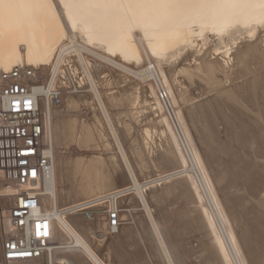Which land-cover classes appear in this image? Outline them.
I'll return each instance as SVG.
<instances>
[{
    "label": "bare ground",
    "instance_id": "bare-ground-1",
    "mask_svg": "<svg viewBox=\"0 0 264 264\" xmlns=\"http://www.w3.org/2000/svg\"><path fill=\"white\" fill-rule=\"evenodd\" d=\"M261 30L264 32V0H0V71H9L14 66L30 67L37 69L40 79L45 80L53 69L72 61L85 77L84 93L92 97L89 104L94 110L97 125L91 126L84 120L71 117L79 108L75 96L83 95L81 93L65 92L62 103L66 110H59L61 103L47 116L55 163L51 197L43 200V206L54 205L58 208L77 201L63 203V197L70 199L73 189L75 198L79 200L118 189L111 187L110 174L106 171L109 165L122 166L128 180L122 188L138 201V206L129 209V222L134 224L131 212L140 211L146 221V231L163 264H177L174 251L167 243L163 228L155 219L145 195L156 184L185 176L194 186L200 211L224 262L250 264L233 219L222 204L194 142L183 109L188 110L193 122L194 108L201 105L205 92H214L212 88L221 86L222 81L217 73L223 74L224 78L227 76V80L230 77L227 72L238 64L248 70L249 57L257 51L256 44L259 42L255 41ZM261 41L264 45V38ZM241 43H245V48L237 52ZM179 60L185 63L179 68L174 67L168 75L163 66H174ZM99 67H107L122 76L131 77L137 82L135 91L126 94L125 90H111L112 81L106 74L102 75L103 80L97 78L95 70ZM196 79L206 82L207 87L209 83L215 86L210 85L205 95L203 92L191 95L182 80L192 85ZM141 88L147 90L148 97L141 99ZM159 90L165 92L164 101L159 98ZM228 91L230 94L232 90ZM229 94L227 97L233 92ZM125 102L136 114L142 113L139 109L144 105L154 111L156 123L161 128L159 135L167 145L164 152L174 156L167 157L171 160L174 158L178 168L156 173L157 177L144 182L139 180L121 139L119 123L114 120L115 115L125 114L118 111ZM112 108L118 112L113 114ZM122 128L129 134L133 127L124 121ZM152 131L145 125L140 129L142 146L138 145L132 151L138 157H141L142 147L153 154ZM131 143L138 144L136 138H132ZM99 147H103L102 151H110L107 159L99 152ZM88 150H97L98 153L83 156L82 152ZM72 152H80L81 155L69 158ZM71 176L76 179L73 183ZM13 194L14 189L10 184L0 183V207L3 212L10 207ZM79 216L56 217L50 221L51 240L69 247L54 251L52 263L75 264L67 256L74 254L84 257L85 264H107L90 240L92 238L100 243L104 239H96L90 225H79L75 220ZM102 219L105 230L106 220ZM99 224L96 225L99 227ZM137 234L150 259L138 230Z\"/></svg>",
    "mask_w": 264,
    "mask_h": 264
},
{
    "label": "rangeland",
    "instance_id": "rangeland-1",
    "mask_svg": "<svg viewBox=\"0 0 264 264\" xmlns=\"http://www.w3.org/2000/svg\"><path fill=\"white\" fill-rule=\"evenodd\" d=\"M261 32H259L260 34H258L255 41L256 43L259 42L256 44L257 51L254 52L255 54L252 52L251 57H249L248 70L241 67V65L238 66L239 64H235L236 66L234 65L235 67L232 68L234 71L231 69L227 72V75L229 73L231 77L227 78L228 81L225 79L227 76L224 78L223 74H216L218 79L220 78L222 81L220 84L223 88L220 85L215 86L210 83L207 87L206 82H201L197 79L192 85L187 80H182L185 86L188 87L189 94L196 95V92H203V95L206 94L201 101V105L194 108L198 116L193 113V122H191L192 119L187 109H183V114L188 122L194 142L207 165L221 202L229 216H231V220L233 219L232 222L236 233L250 264H264V192H262L264 191V53H261L264 50V45L261 41L264 38V32L263 30ZM241 44L237 52L245 48V43ZM259 45H262V47ZM260 49L263 50L261 51ZM260 55L263 56L261 57ZM218 57L220 59V56ZM233 57H235V54ZM190 60H192L191 57ZM235 62L236 58H234ZM183 63L185 62L179 60L174 66L164 65L163 67L169 75L176 67L182 66ZM95 73L97 78L101 80H103L102 75L106 74V77L112 81L111 90L121 92L125 90L126 94H131L135 91L137 82L131 77L122 76L119 72L107 67H99L95 70ZM210 85L211 87L215 86V88H212L213 90L215 89L214 92L211 90L205 92L211 88L209 87ZM216 87H221V89ZM229 89L232 90L230 94V91L226 92ZM223 90H225L224 92L227 95L223 93ZM81 94L83 95L75 96L79 101V108L75 109L71 117L84 120L91 126L97 125L93 116L94 110L92 105L89 104L92 101V97L89 93ZM228 94H232L231 96L233 97H227ZM147 95L149 96L147 90L141 88V99ZM144 107L139 109L142 111L141 114H136L135 110L125 102L118 109V111H123L125 114L114 116L115 122L119 123V133L129 153L131 164L141 182L157 177L160 172L178 168V163H176L174 158L172 160L169 159L173 155L164 152L167 149V145L163 137L159 135L160 132L158 131L161 128L156 123V114L147 105H144ZM59 110L63 112L66 110L64 103H62ZM112 111L114 112L113 114L118 112L115 108H112ZM124 121L131 123L133 127L131 133H129L130 135L128 132L125 133V130H121L124 129L122 128ZM144 125L149 126L151 131L153 129L152 133L154 132L152 134L154 142L151 143L153 154L147 153L146 148L142 147V154H144L138 157L132 151L137 148L136 146H142L140 129ZM132 138H136L138 144H132ZM102 148L99 147L101 149L99 152L107 159L110 151L106 150V152L103 149V152ZM82 153L83 156L90 157L98 153V151L88 150ZM77 155H81L80 152H72L69 154V158ZM107 170L106 172L110 174L109 179L112 188H122L127 185L126 172L122 166L114 167L109 165ZM70 181L71 183L75 182V177L71 176ZM170 181L151 187L147 190L145 197L152 208L155 219L163 228L162 231L167 243L174 251L173 255L175 259L177 258L176 261L178 260L177 264H226L222 253L217 249V244L212 239L210 228L207 226V222L200 211L199 200L195 195L194 186L190 179L180 176ZM71 195L70 199L63 197V203L79 200V198H75L74 189ZM120 206L130 209L138 206V201L133 194H129L120 200ZM131 213L134 224L129 222V215L124 212L122 213V220L123 223H127L134 228L138 245L145 252L137 230L142 235L150 258L148 259L146 256V264H163V260L156 252L153 240L146 231V221L142 213L140 211H132ZM102 217L104 218V215L98 213L93 223L82 221L80 216L76 217L75 220L79 225H90L93 228L94 235L96 230L105 232V226L104 224L102 225L104 222ZM97 223H100L99 227L96 225ZM90 240L97 254L103 260L109 262L113 259V249L133 248L132 243L122 246L118 234L108 235L100 243L92 238ZM67 256L75 264H85V259L82 256L74 254Z\"/></svg>",
    "mask_w": 264,
    "mask_h": 264
},
{
    "label": "built area",
    "instance_id": "built-area-1",
    "mask_svg": "<svg viewBox=\"0 0 264 264\" xmlns=\"http://www.w3.org/2000/svg\"><path fill=\"white\" fill-rule=\"evenodd\" d=\"M72 61L63 63L41 80L37 69L14 66L0 71V183L14 189L6 212L0 207V264L52 263L54 251L69 247L51 240L50 221L56 217L80 214L82 221L93 223L100 211L106 229L95 231L96 239L119 234L120 206L128 194L124 188L100 192L56 208L43 206L51 197L54 150L47 116L59 107L66 93L86 91L83 73ZM159 98L166 99L159 90Z\"/></svg>",
    "mask_w": 264,
    "mask_h": 264
},
{
    "label": "crops",
    "instance_id": "crops-1",
    "mask_svg": "<svg viewBox=\"0 0 264 264\" xmlns=\"http://www.w3.org/2000/svg\"><path fill=\"white\" fill-rule=\"evenodd\" d=\"M119 240L122 246L132 243L131 249H113L112 261L104 260L107 264H146V254L138 245L134 228L127 223H122L119 231ZM91 264V263H88Z\"/></svg>",
    "mask_w": 264,
    "mask_h": 264
}]
</instances>
